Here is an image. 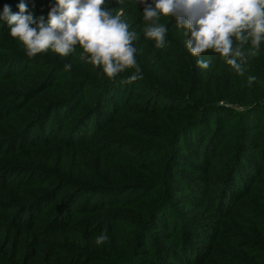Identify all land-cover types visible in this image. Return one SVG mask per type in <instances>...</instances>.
<instances>
[{
    "label": "trees",
    "instance_id": "obj_1",
    "mask_svg": "<svg viewBox=\"0 0 264 264\" xmlns=\"http://www.w3.org/2000/svg\"><path fill=\"white\" fill-rule=\"evenodd\" d=\"M21 2L26 14L45 19L55 5V0H0V17L5 6L18 13ZM128 8L144 12L145 5L131 0ZM161 18L171 32L177 19ZM143 24L136 18L129 30L137 32ZM135 43L142 53L148 42ZM169 49L164 57L181 53L179 46ZM101 71L50 51L29 58L0 18V264L211 263L225 219L264 175V141L260 146L257 138L264 104L242 110L240 121L231 122L232 108L217 100L201 103L190 93L141 89V71L126 82L135 69L115 81ZM210 73L196 84L202 87ZM197 79L192 76L191 86ZM122 112L170 115L174 125L164 143L139 147V157L164 164L161 179L77 180L63 151H84ZM225 142L229 150L216 164ZM113 147L126 151L133 145L123 140ZM102 233L107 239L98 245ZM243 262L264 264V250L253 258L238 254L234 263Z\"/></svg>",
    "mask_w": 264,
    "mask_h": 264
},
{
    "label": "rangeland",
    "instance_id": "obj_2",
    "mask_svg": "<svg viewBox=\"0 0 264 264\" xmlns=\"http://www.w3.org/2000/svg\"><path fill=\"white\" fill-rule=\"evenodd\" d=\"M130 1L106 0L104 7L111 10L114 15L122 10L121 19L129 27H133L136 18L143 19V12L128 8ZM162 21L161 18L158 23L162 24ZM144 26L145 24L141 27ZM135 33L136 39L133 42H136V45L139 44L140 40H147L139 39L142 35L145 38L143 29L137 30ZM187 39L186 30L178 27L176 22L175 28L166 33L162 48L157 49L155 42L151 40H147L148 43L142 53H140L139 46H134L136 48V62L140 66L141 72H143V79L140 81L141 89L149 85L153 93L155 91L161 93L172 92L179 95L190 93L192 94L191 98H198L201 103L217 100L221 105L232 108L233 113L231 115L233 119H231V122L240 121L239 112L242 110L252 108L256 103L264 104L263 45L260 46L257 56L249 58L248 62L242 65L243 75H240L212 52H207L202 57L203 59L207 56L205 61L209 62V67L207 69L198 67L197 58L192 57L186 48ZM169 46H179L181 53L177 56L164 57V54L170 50ZM248 47L250 46H246V50ZM55 55L63 60H76L82 66H92L87 61L81 60V52L74 51L66 58ZM257 65L261 66L258 67ZM209 70H211V73L207 75L205 84L202 87L200 84H196L200 77L208 74ZM193 75H196L198 79L191 86ZM100 76L102 75H96L95 77ZM250 76L256 77L251 84L248 80ZM190 86L192 87L191 91ZM238 92L242 93L241 97H239ZM184 98L188 99L189 96H184ZM171 122L172 119L168 114L138 117L122 112L112 124L99 133L96 139H91V144H95L94 147L89 144L81 152L63 151L65 156L69 157L67 161L69 170L74 169L79 177L72 176L87 184L160 180L164 164L154 158H148V161H146L145 158L139 157V147L143 143H147L146 146H152L153 144L160 146L161 143H164L163 136L167 135L172 125H174ZM134 125L138 126L136 131L132 130ZM146 126L148 131L144 129ZM258 130L260 137L257 136V138H259L258 143L260 144L264 141V117ZM137 131L138 134L135 133ZM123 140H126L128 144H132L133 147L126 151L119 147H113L115 143ZM227 140L230 142L232 136H229ZM104 145L107 149L100 153L99 148ZM228 146L229 144L225 142L215 161L216 164L227 154ZM53 153L57 155V150L53 149ZM117 154L124 156L126 162L118 161L116 159ZM75 157L78 163L73 161ZM137 159L142 161L138 162ZM162 161L164 162V159ZM130 162L133 166L128 164ZM255 187L257 189L238 204L235 213L225 219L219 239L216 242L212 262L209 264H235L237 255L241 253L250 258H253L256 254L262 256L264 250V175ZM243 264L247 263L243 262Z\"/></svg>",
    "mask_w": 264,
    "mask_h": 264
},
{
    "label": "clouds",
    "instance_id": "obj_3",
    "mask_svg": "<svg viewBox=\"0 0 264 264\" xmlns=\"http://www.w3.org/2000/svg\"><path fill=\"white\" fill-rule=\"evenodd\" d=\"M106 0H55L47 19L34 17L25 3L19 12L12 13L8 6L2 18L10 35L24 48L29 58L49 51L62 58L77 48L81 60L102 69L104 76L115 81L120 74L135 69L136 74L127 79H138L141 69L136 62L133 41L136 33L121 17L104 7ZM145 5L143 12L145 39L155 42L157 49L165 43L167 27L158 23L161 17L177 19V26L186 30V48L197 58V66L207 69L209 62L202 59L207 52L218 55L224 63L243 75L242 65L258 55L264 43V0H139ZM246 46H250L246 50ZM71 70V63L64 65ZM255 76L248 78L251 84ZM107 234L99 235L100 245Z\"/></svg>",
    "mask_w": 264,
    "mask_h": 264
}]
</instances>
